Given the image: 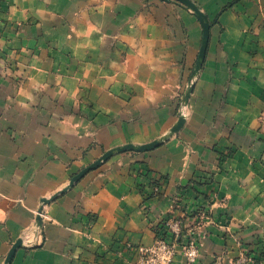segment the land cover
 Returning a JSON list of instances; mask_svg holds the SVG:
<instances>
[{"label":"crops","instance_id":"1","mask_svg":"<svg viewBox=\"0 0 264 264\" xmlns=\"http://www.w3.org/2000/svg\"><path fill=\"white\" fill-rule=\"evenodd\" d=\"M190 1L0 0V264H264V0Z\"/></svg>","mask_w":264,"mask_h":264},{"label":"built area","instance_id":"2","mask_svg":"<svg viewBox=\"0 0 264 264\" xmlns=\"http://www.w3.org/2000/svg\"><path fill=\"white\" fill-rule=\"evenodd\" d=\"M168 229L167 237L159 236L152 246H128L127 253L132 259L130 264H171L178 254L181 241L190 235L187 243L183 244L188 264H193L199 256L201 237L191 230H185L183 221L169 218L165 221ZM258 255L250 253L249 249L244 250L239 264H259Z\"/></svg>","mask_w":264,"mask_h":264},{"label":"water","instance_id":"3","mask_svg":"<svg viewBox=\"0 0 264 264\" xmlns=\"http://www.w3.org/2000/svg\"><path fill=\"white\" fill-rule=\"evenodd\" d=\"M181 2H183L184 4L194 8L197 12V14L200 16V18L203 20L204 23V30H205V44H204V50L202 51V55L201 57H204V53H205V49L207 46V41L209 38V31H210V24L205 20V16L202 15L199 10L197 8H195L194 4L190 1V0H180ZM183 122L180 123V125L178 126V128H176V130L179 129V127L182 125ZM160 145V141L156 140L153 141L151 143L142 145V146H135L133 144H128L126 146L117 148L115 150H111L109 152H107L101 159H99L98 161H96L94 164L90 165L89 167L85 168L84 170H82L79 174H77L76 176H74L72 178V181L70 183V188H72L73 186H75L76 183H78L88 172L97 169L103 162L107 161L108 159H110L114 153L118 152H125L128 150H132V151H136V152H145V151H150L155 149L156 147H158ZM66 191V190H65ZM64 191V192H65ZM51 200L46 199L44 200L45 203H49ZM21 246V241H18L15 246L12 248L10 254L7 257L6 260V264H11L17 249Z\"/></svg>","mask_w":264,"mask_h":264},{"label":"rangeland","instance_id":"4","mask_svg":"<svg viewBox=\"0 0 264 264\" xmlns=\"http://www.w3.org/2000/svg\"><path fill=\"white\" fill-rule=\"evenodd\" d=\"M201 215H203V214H201ZM167 230H168V229H165V231L162 233V237H164V238H168V237H167V233H168ZM192 231H193V230H192ZM193 232H195V231H193ZM195 234H197V233L195 232ZM198 235H199V234H198ZM189 237H190V235H186V237L181 241L182 244L180 245L179 248H181L183 252H185V250L183 249V244L188 242ZM200 244H201V242H200ZM179 248H178V253H179ZM249 250H250V249H249ZM199 252H200V247H199ZM243 252H244V251H243ZM243 252H242V254H243ZM184 254H185V253H184ZM255 254L258 255V260L260 261L259 264H262V262H261V260H260V257H259V254H258V253H255ZM241 256H242V255H241ZM240 258H241V257H240ZM240 258H239V260H240ZM131 260H132V259H131L130 256H129V257L126 259V264H130ZM239 260H238L237 264H239Z\"/></svg>","mask_w":264,"mask_h":264},{"label":"trees","instance_id":"5","mask_svg":"<svg viewBox=\"0 0 264 264\" xmlns=\"http://www.w3.org/2000/svg\"><path fill=\"white\" fill-rule=\"evenodd\" d=\"M250 253H257L256 249H250Z\"/></svg>","mask_w":264,"mask_h":264}]
</instances>
